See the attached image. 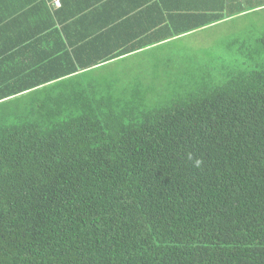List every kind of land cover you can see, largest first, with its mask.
I'll return each mask as SVG.
<instances>
[{"label": "trees", "instance_id": "16d2710c", "mask_svg": "<svg viewBox=\"0 0 264 264\" xmlns=\"http://www.w3.org/2000/svg\"><path fill=\"white\" fill-rule=\"evenodd\" d=\"M3 12L0 264H264V36L222 84L202 72L151 105L170 58L136 81L78 54L37 61Z\"/></svg>", "mask_w": 264, "mask_h": 264}, {"label": "crops", "instance_id": "0c3cea01", "mask_svg": "<svg viewBox=\"0 0 264 264\" xmlns=\"http://www.w3.org/2000/svg\"><path fill=\"white\" fill-rule=\"evenodd\" d=\"M61 2L60 9L53 7V0H16L12 3H0V22H3L1 21L3 9L7 6L10 12H17V33L20 34L17 35V40L32 38L29 39V43L34 45L30 47L33 58L39 61L40 56H51L54 53L71 56L78 54L82 61H86L84 64L91 63L88 62L91 60L95 61L92 63H98L99 66L79 69L85 72H145L147 67L142 68L143 63L141 66L140 62L133 65L135 58L153 53L186 35L191 36L223 24H233L246 15L264 16V0H61ZM193 17L194 25L206 22L203 24L206 26L197 27L198 30L184 36L172 37L167 42L156 44L173 35L176 30H183L188 19ZM44 28L46 32H38ZM37 40H40L39 44ZM150 41L155 45L148 46L151 45ZM106 55L124 57L102 64L101 57ZM23 59L18 60V67L21 69L24 68ZM133 80L137 79L133 77Z\"/></svg>", "mask_w": 264, "mask_h": 264}, {"label": "rangeland", "instance_id": "374dc122", "mask_svg": "<svg viewBox=\"0 0 264 264\" xmlns=\"http://www.w3.org/2000/svg\"><path fill=\"white\" fill-rule=\"evenodd\" d=\"M249 17L242 18L233 24H223L217 28L198 32L185 40L177 41L170 46H163L166 49L160 48L153 54L135 58L133 65L140 62L141 66L143 63L142 68L147 67L151 73L159 70L161 76L163 75L161 69H167L168 58L172 62L173 70L165 71L166 79L154 83L158 87L149 93L151 105L167 104L179 95L178 93L183 96L193 93L196 91L195 87L199 85V80L194 78L202 72H215L217 75L214 74L216 77L214 81L221 80L222 84L225 77L222 73L229 68L234 69L239 51L243 58L245 55L255 53L259 47L257 37L264 36L262 34L264 33V16ZM245 45L248 47L247 50ZM256 61H259L257 57ZM155 65H159L160 68L151 70ZM239 67H241L240 64L235 68ZM136 74L129 73V79L135 77ZM191 78L193 79L190 80Z\"/></svg>", "mask_w": 264, "mask_h": 264}, {"label": "built area", "instance_id": "2783aa9c", "mask_svg": "<svg viewBox=\"0 0 264 264\" xmlns=\"http://www.w3.org/2000/svg\"><path fill=\"white\" fill-rule=\"evenodd\" d=\"M53 7L55 8V9H60L61 7H62V2H61V0H53Z\"/></svg>", "mask_w": 264, "mask_h": 264}]
</instances>
